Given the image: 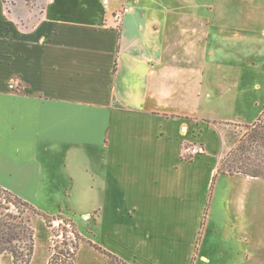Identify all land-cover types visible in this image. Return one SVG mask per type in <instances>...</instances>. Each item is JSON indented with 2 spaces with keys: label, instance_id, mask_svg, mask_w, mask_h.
I'll list each match as a JSON object with an SVG mask.
<instances>
[{
  "label": "crops",
  "instance_id": "0c3cea01",
  "mask_svg": "<svg viewBox=\"0 0 264 264\" xmlns=\"http://www.w3.org/2000/svg\"><path fill=\"white\" fill-rule=\"evenodd\" d=\"M35 4L19 18L0 0V185L21 195L92 180L103 191L102 209L118 201L110 231L116 255L130 264H190L228 150L223 131L255 122L264 102L258 111L261 102L245 90L219 99L204 92L203 77L172 49L168 32L177 26L159 7L140 0ZM204 100L217 115H201ZM193 143L206 154L184 160V146ZM163 222L175 236L168 226L157 231ZM162 247L170 254L165 263ZM153 250L160 253L154 263L135 261L142 252L152 260Z\"/></svg>",
  "mask_w": 264,
  "mask_h": 264
},
{
  "label": "rangeland",
  "instance_id": "374dc122",
  "mask_svg": "<svg viewBox=\"0 0 264 264\" xmlns=\"http://www.w3.org/2000/svg\"><path fill=\"white\" fill-rule=\"evenodd\" d=\"M4 3L19 18L36 6V0H4ZM146 3L151 9L159 7L171 13H167L165 19L169 18L177 26L168 32L172 49L180 48L181 55L190 62L188 67L203 77L204 92H212L219 99L234 90H245L255 103L261 102L256 106L261 110L264 102V0H140L141 5ZM116 18L120 20L121 15ZM212 106L204 100L201 115H217L218 111ZM234 115L241 117L238 113ZM252 117L253 113L244 120ZM228 128L223 131L224 147L228 148L225 154L243 131ZM93 164L95 166V161ZM56 179L61 180V177ZM90 183L87 186L63 183L40 192L17 193L46 216L56 218L49 228L42 218L34 217V253L30 264H48L54 240L74 239L70 222L63 220L72 221L85 238L80 241L77 264H116L96 252L88 241L130 264L114 253L121 252L115 246V234L110 232L118 226V217L114 215L118 201H108V206L102 209L106 204L103 191L94 181ZM208 199L190 264H264V179L216 173ZM99 209L105 213L103 220H99ZM160 226H168L175 236L176 228H172V224L163 222L157 225V231ZM120 231L126 232L125 229ZM169 236L163 235L166 249ZM166 249L161 250L164 263L170 255ZM147 254L140 253L135 261L154 263L160 255L158 250H153L149 253L152 260H147ZM201 257H206V262L201 261ZM0 264H13L12 257L2 256Z\"/></svg>",
  "mask_w": 264,
  "mask_h": 264
},
{
  "label": "trees",
  "instance_id": "16d2710c",
  "mask_svg": "<svg viewBox=\"0 0 264 264\" xmlns=\"http://www.w3.org/2000/svg\"><path fill=\"white\" fill-rule=\"evenodd\" d=\"M231 125L234 128H242L243 131L237 143L222 158L217 173L264 179V109L251 125ZM182 158L187 161L193 159L186 154H182ZM34 217L42 218L49 228L53 227L56 220L0 185V258L10 255L13 264H30L34 253ZM63 221L70 222L74 239L61 242L54 240L53 253L48 264H77L80 241H85V238L77 232L72 221ZM88 243L105 258L116 264H126L95 243Z\"/></svg>",
  "mask_w": 264,
  "mask_h": 264
},
{
  "label": "built area",
  "instance_id": "2783aa9c",
  "mask_svg": "<svg viewBox=\"0 0 264 264\" xmlns=\"http://www.w3.org/2000/svg\"><path fill=\"white\" fill-rule=\"evenodd\" d=\"M112 0H103L105 6H107ZM183 154L188 155L189 157H197L206 154V148L202 144H188L183 148Z\"/></svg>",
  "mask_w": 264,
  "mask_h": 264
}]
</instances>
